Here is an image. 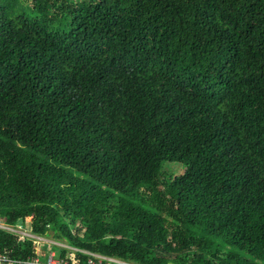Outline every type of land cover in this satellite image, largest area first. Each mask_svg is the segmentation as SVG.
<instances>
[{
    "label": "trees",
    "instance_id": "trees-1",
    "mask_svg": "<svg viewBox=\"0 0 264 264\" xmlns=\"http://www.w3.org/2000/svg\"><path fill=\"white\" fill-rule=\"evenodd\" d=\"M0 221L80 264H264V0H0Z\"/></svg>",
    "mask_w": 264,
    "mask_h": 264
},
{
    "label": "built area",
    "instance_id": "built-area-1",
    "mask_svg": "<svg viewBox=\"0 0 264 264\" xmlns=\"http://www.w3.org/2000/svg\"><path fill=\"white\" fill-rule=\"evenodd\" d=\"M0 228H3L10 232H15L19 234L21 237H31L34 238L33 235L29 233H23L21 230H17L18 228L22 229L21 226H8L0 224ZM35 239V238H34ZM41 246V245H40ZM70 250L67 258H61L57 257L55 255V252H50V248L45 254L39 253V250L36 252V255L33 257H29L24 260H17L13 259L5 254H0V264H80L78 259L75 257V252L78 250L76 248L63 246ZM80 252L88 255V258L85 261V264H136L130 261H125L116 257L101 255V254H95V253H89L82 250H79ZM41 256H44V259L41 260Z\"/></svg>",
    "mask_w": 264,
    "mask_h": 264
},
{
    "label": "rangeland",
    "instance_id": "rangeland-1",
    "mask_svg": "<svg viewBox=\"0 0 264 264\" xmlns=\"http://www.w3.org/2000/svg\"><path fill=\"white\" fill-rule=\"evenodd\" d=\"M172 173L173 174H177V173H180V168L178 167L177 169H172ZM1 222V221H0ZM19 225V224H18ZM27 227H25V228H22V229H20V228H18L17 230H21V231H23V233L25 234H27V233H29V234H31L27 229H26ZM32 235V234H31ZM33 237L37 240V241H39V243H46L44 246L43 245H41L40 246V248H39V253H41V254H45L47 251H48V249L50 248L49 247V245L50 244H55V245H58L59 247H63V246H68L67 244H65L64 242H59V241H56L53 237H52V232H48V234L46 235V236H36V235H33ZM49 244V245H48ZM69 247V246H68ZM50 252H53V250L52 249H50ZM40 258H41V256H40ZM42 259V258H41Z\"/></svg>",
    "mask_w": 264,
    "mask_h": 264
}]
</instances>
